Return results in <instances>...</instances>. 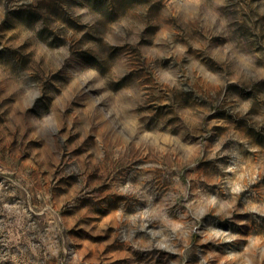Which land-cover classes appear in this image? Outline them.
<instances>
[{"label": "clouds", "instance_id": "1", "mask_svg": "<svg viewBox=\"0 0 264 264\" xmlns=\"http://www.w3.org/2000/svg\"><path fill=\"white\" fill-rule=\"evenodd\" d=\"M0 264H264V0H0Z\"/></svg>", "mask_w": 264, "mask_h": 264}]
</instances>
